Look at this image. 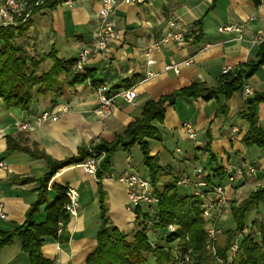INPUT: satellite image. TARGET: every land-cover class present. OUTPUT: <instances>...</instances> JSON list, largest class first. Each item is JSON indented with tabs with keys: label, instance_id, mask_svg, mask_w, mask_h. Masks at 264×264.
I'll list each match as a JSON object with an SVG mask.
<instances>
[{
	"label": "crops",
	"instance_id": "obj_1",
	"mask_svg": "<svg viewBox=\"0 0 264 264\" xmlns=\"http://www.w3.org/2000/svg\"><path fill=\"white\" fill-rule=\"evenodd\" d=\"M68 1L70 6L61 2L54 8L42 7V4L34 9L26 32L33 33L32 43L37 54H47L54 49L59 59L75 61L78 52L95 41L100 0ZM173 17L186 33V42L153 51L155 63L146 66L144 52L166 35L167 21ZM112 18L116 24L115 39L104 53L89 57L85 71L90 72L98 83L106 84L113 94L132 89L134 104L117 96L111 117L102 119L96 113L94 88L84 81L64 87L55 102L49 97L37 98L28 111L19 112L10 127L0 121V161L7 164V170L0 169V204L6 217L0 220V225L4 231L21 225L27 211L36 202L39 180L48 171L45 158L70 160L79 158L92 146L113 143L131 122L140 119L145 103L157 101L190 85L215 88L223 67L238 68L255 63L259 47L264 42V0L119 3ZM227 24L239 27L240 32H218V27ZM238 36L241 40L236 39ZM253 37L260 40L254 41ZM204 45L208 47L203 48ZM189 58L192 63L181 67L178 75L163 72L164 65ZM147 72L154 76L146 78ZM245 84L251 88L252 96L264 94V60ZM247 98L239 90L227 100L222 95L207 101L201 97H183L165 105L162 121L153 123L156 138L146 140L149 155L156 159L162 171L159 184L192 178L197 168L203 169L211 182L218 183V177L212 175L214 169L249 164L255 168V174L236 179L232 185L224 175L220 184L225 186L226 194L234 200L235 192L246 184H251L252 190L263 185L264 151L245 147L242 143L249 125L238 114ZM59 105H66L68 110L59 114L55 122L38 125L30 119ZM2 110L5 109L0 107V112ZM253 111L257 126L264 132V102L254 104ZM16 121L29 122L31 127L27 131H18L14 126ZM184 123L194 128L195 139L185 136ZM142 161L140 148L135 144L128 150L116 149L110 158L111 169L100 184L96 178L83 172L80 163L64 167L51 178L48 193H55L54 189L58 187L70 186L77 191L79 204L76 217L69 218L62 230L61 241L45 238L43 242L41 252L50 264H85L96 245L97 234L90 226L87 228L86 220L90 215L98 226L96 202L105 193L104 184L113 182L114 176L124 173L149 177ZM140 170L143 174L139 173ZM189 189L193 192L192 188ZM119 226L116 227L121 230ZM4 253L8 254V264H28L27 255L20 250L16 240L0 249V256Z\"/></svg>",
	"mask_w": 264,
	"mask_h": 264
},
{
	"label": "trees",
	"instance_id": "obj_2",
	"mask_svg": "<svg viewBox=\"0 0 264 264\" xmlns=\"http://www.w3.org/2000/svg\"><path fill=\"white\" fill-rule=\"evenodd\" d=\"M64 0H46L42 7L54 8ZM149 1V0H146ZM35 11V10H34ZM33 11V13H34ZM31 20V19H30ZM30 20L19 27H0V100L3 109L18 108L28 111L35 102V96L49 97L52 102L58 98L64 87H72L86 80L94 88L100 83L90 74L74 71V60L63 61L56 55L54 49L47 54H37L35 45L30 49L15 42L19 35L29 27ZM19 30L18 34L14 31ZM264 60V42L259 47L258 60L255 63L242 65L232 73L221 75L217 86L205 89L202 86L190 85L164 96L157 101H148L141 108V117L131 122L124 133L116 136L111 144H99L90 149L96 155L104 154L97 169L95 178L100 184L103 177L111 169L110 158L117 148L130 149L137 144L143 157V166L147 169L152 184L160 182L161 169L154 157L149 155L148 139H154L157 130L154 122L160 123L163 118L165 105H171L178 98H198L210 100L222 95L227 100L234 92L242 90L245 81L262 64ZM43 61L51 64L48 69L38 71ZM264 102V94H254L246 99L245 106L239 111V116L245 119L249 129L242 139L245 147L255 146L264 151V132L257 126L253 105ZM90 153L83 151L79 158L65 161H51L47 158V172L40 178L36 189L38 197L25 215V221L9 231L0 232V249L18 241L20 250L27 255L28 264H50L43 257L41 248L45 238L61 241V234L56 233L57 223L63 225L69 221L64 213L66 202V187L55 188V197L44 208V220L36 223L34 218L39 213L40 206L46 202L47 186L51 178L59 170L73 163H81ZM212 175L218 177L220 184L224 174L220 168L214 169ZM178 180L162 185L157 190L160 201L154 206L153 213L137 208L134 212L138 229L132 235L119 231L106 220L96 234V245L85 260V264H148L150 258L153 264H175L172 243L178 241L175 250L180 258L187 254L191 264H209L212 260L205 250V225L201 208L203 200L191 195H180L177 186ZM259 207L262 218L252 222L245 233L246 213L250 207ZM229 215L235 223L234 230H226L218 236L216 241V255L226 259L234 241L237 243L235 261L241 264H264V184L248 194V197L239 203L231 200ZM105 211H102L104 214ZM173 224L175 232H168L167 226ZM63 230V229H62ZM154 233V234H153ZM158 233V236H155ZM131 236V237H130ZM187 237V240H186Z\"/></svg>",
	"mask_w": 264,
	"mask_h": 264
},
{
	"label": "built area",
	"instance_id": "obj_3",
	"mask_svg": "<svg viewBox=\"0 0 264 264\" xmlns=\"http://www.w3.org/2000/svg\"><path fill=\"white\" fill-rule=\"evenodd\" d=\"M46 0H0V27H19L25 25L33 15V11L36 7L41 5ZM146 0H100V6L96 13L97 18V31L96 39L94 42L84 46L79 52L75 59L74 71L79 74L85 73L87 61L91 56H97L106 51L109 44L115 39L116 36V24L112 16L115 8L119 3L125 5H144ZM62 3L70 6V1L64 0ZM168 32L166 35L156 43L151 49L144 52L146 66L154 65L152 58L153 51H159L161 47H165L169 44H183L186 42V33L179 28L176 18H170L167 21ZM220 33H234L240 32V28L227 24L222 27H218ZM237 40H241V37H236ZM254 41L260 40L259 37H253ZM203 48L208 45L202 46ZM192 63V59L189 58L179 63H170L163 66V72H173L178 75L181 67H187ZM235 68L225 66L222 68L221 75H227L232 73ZM154 76L152 72L146 73V78ZM89 86L90 83L86 80ZM94 93L96 96L97 107L96 113L102 119L111 117L114 108V100L117 96H121L125 102L134 104L135 92L132 89L122 90L118 94L110 92L108 86L104 83H100L94 87ZM242 93L245 97L252 96L251 88L244 84L242 87ZM68 108L66 105H59L54 109H47L39 113L38 115L31 116L30 119L35 124H42L47 121L55 122L58 119L59 114L67 112ZM15 128L18 131H27L31 125L29 122L16 121L14 123ZM183 131L187 138L195 139L196 132L194 128L188 124H183ZM90 156L83 160L79 167L87 175L95 178L97 169L102 161L104 154L96 155L92 153L91 149L88 150ZM179 152V150H177ZM0 169L7 170V164L4 161H0ZM223 174L229 185H232L236 179L243 178L246 176L254 175L256 170L249 164H243L236 167H223L221 168ZM208 176L204 174L203 169L197 168L194 170L193 177H185L177 181L178 187L192 188L193 196L203 200L201 208L202 218L208 223L205 228V239L204 246L205 250L211 255V262L209 264H241L235 261V252L237 250V243L234 241L230 251L228 252L227 258L224 260L216 255V241L218 236L222 233V229L219 226L220 218L229 213V204L231 199L226 194L225 186L222 184L213 185L211 182H207ZM119 184L126 187V197L128 204L125 209L130 214L134 215L137 208L144 207V210L148 213H153V208L159 201V195L157 190H162V185L157 184L156 187L152 184L149 177H141L134 173H124L116 177L115 179ZM207 194L211 195V199L208 200ZM66 202L63 206L64 213L69 218H74L77 215L79 195L77 191L68 186L65 189ZM5 214L0 204V220H4ZM64 225L61 221L57 223L56 233L59 236L61 234ZM168 232H175L176 227L173 224L167 226ZM247 232L246 229L244 231ZM187 240V237H186ZM177 264H191L188 259V255L185 254L177 262Z\"/></svg>",
	"mask_w": 264,
	"mask_h": 264
},
{
	"label": "rangeland",
	"instance_id": "obj_4",
	"mask_svg": "<svg viewBox=\"0 0 264 264\" xmlns=\"http://www.w3.org/2000/svg\"><path fill=\"white\" fill-rule=\"evenodd\" d=\"M38 17L39 16H37V18ZM19 32H20L19 30L14 31L15 34H18ZM32 34L33 33H29V32L27 33L25 31V32L21 33L19 35V37H17L15 39V42L17 44H19L20 46L22 45V46L26 47L27 49H30V46L32 45V42H33V35ZM50 64L51 63L49 61H43L40 64L38 71H44V70L48 69ZM39 97L40 96H35V100ZM40 98H45V97H40ZM0 107L2 108L1 100H0ZM20 111L21 110L18 108H10V109H6V110H2L0 112L1 113V115H0L1 123L3 125H7V126L11 125V123L14 122V120L18 118ZM250 148H257V147L252 146ZM257 149H259V148H257ZM116 160H118V159H116ZM139 173L143 174L142 170H140ZM116 177L117 176H114V179H112V180H114L113 182L104 184L105 185V187H104L105 193H104V195H101L97 199L96 205L98 208V210H97L98 211V218L96 220L99 222L98 226H95V218H91V216L89 215L87 217V220H86V223L88 226L87 228L90 229V227H91L92 231H95L97 233L98 230L102 227L104 221L107 220L109 222V224L114 225L115 227L120 225L119 227L121 228V230L116 227L119 231L125 233L126 235L127 234L132 235V232H134L138 229H141V226L139 228L137 226V223L135 222V218L132 217L135 215H132L126 211L125 207L128 204V200L126 199V196H125L126 187L122 184H119L115 180ZM258 187H256V188H258ZM252 189L253 188H252L251 184H246L244 187L240 188L239 191L235 192L234 200L237 203V205L239 203H241L242 201H244L248 197V194L250 192L255 190V189L254 190H252ZM178 192L180 193V195H183V196L191 195L193 193L189 188H185V189H179L178 188ZM54 197H55V193H48L47 194L46 202L42 206H40V209H39V213L42 214V216L40 217V216L36 215L34 218L36 223L44 220V216H43L44 208H46L51 203V201L54 199ZM206 198L208 200H210L211 195L207 194ZM141 209H144V207L141 206ZM102 211H105V213L102 214ZM261 218H262V214H261L260 208L259 207L254 208V206L250 207L249 210L247 211L246 217H245L246 231H248L252 222L260 221ZM207 224L208 223L206 222L205 228H207L206 227ZM219 226L221 227V229L223 231L235 229V223L232 220V218L228 212L220 218ZM2 231H4V228L1 227V225H0V232H2ZM155 236H158V233H155ZM177 242L178 241L175 240L172 243L173 250H174V251H172V254L174 256L173 258L176 261L175 264H177V262L183 257L182 256L180 258V255L175 250V246H176ZM22 256H23V253H22ZM7 257H8L7 253H4L3 255H1L0 256V264H8V262H7L8 258ZM148 264H153V261L151 258L148 261Z\"/></svg>",
	"mask_w": 264,
	"mask_h": 264
}]
</instances>
